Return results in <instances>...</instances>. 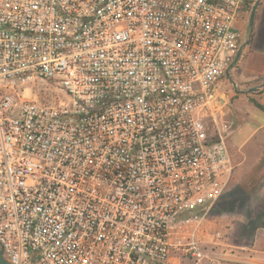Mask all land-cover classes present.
<instances>
[{"label": "built area", "instance_id": "built-area-1", "mask_svg": "<svg viewBox=\"0 0 264 264\" xmlns=\"http://www.w3.org/2000/svg\"><path fill=\"white\" fill-rule=\"evenodd\" d=\"M248 2L0 0L7 264L214 262L200 228L235 171L217 86Z\"/></svg>", "mask_w": 264, "mask_h": 264}, {"label": "crops", "instance_id": "crops-1", "mask_svg": "<svg viewBox=\"0 0 264 264\" xmlns=\"http://www.w3.org/2000/svg\"><path fill=\"white\" fill-rule=\"evenodd\" d=\"M263 9L264 0H249L238 13L233 29L242 35V41L232 67L218 85L222 86L218 93L227 102L224 119L228 130L226 146L233 163L236 158L240 160L237 168L260 169L263 171L260 175L264 178V112L253 104L256 102L264 108V45L256 32V25L264 23ZM258 119L260 122L257 129L244 132L248 137L238 145L237 133L242 125L248 121L255 123ZM257 135L259 136L253 143L247 144L250 138H256ZM246 173L247 171L241 176ZM226 244L225 250L217 249L212 254L217 264H264V229L256 233L250 249L235 239ZM251 252L255 255L250 259Z\"/></svg>", "mask_w": 264, "mask_h": 264}, {"label": "rangeland", "instance_id": "rangeland-1", "mask_svg": "<svg viewBox=\"0 0 264 264\" xmlns=\"http://www.w3.org/2000/svg\"><path fill=\"white\" fill-rule=\"evenodd\" d=\"M264 17V9L262 11ZM256 32L261 44L264 45V23L256 25ZM221 91L222 86H217ZM260 120L250 123L249 121L242 125L237 133V143L242 144L248 135L244 132L257 129ZM246 126V127H245ZM256 138L253 136L247 144L253 143ZM240 160L235 158V175L224 195L219 199L213 209L205 216L200 230L204 233V246L209 251L225 250L230 240L241 241L246 247H251L256 233L264 229V178L260 175L263 171L260 169L248 170L246 167L237 168ZM247 165V163L245 164ZM245 176H241L243 173ZM263 192V193H262ZM219 232L222 239L219 243H212V235ZM250 249V248H249ZM253 251V250H252ZM255 254L251 252V259ZM171 264H177L172 262ZM178 264H192L187 260H181ZM201 264H217L203 262Z\"/></svg>", "mask_w": 264, "mask_h": 264}, {"label": "trees", "instance_id": "trees-1", "mask_svg": "<svg viewBox=\"0 0 264 264\" xmlns=\"http://www.w3.org/2000/svg\"><path fill=\"white\" fill-rule=\"evenodd\" d=\"M254 106L256 108H258L259 110L263 111L264 112V108L262 106H260L259 104H257L256 102H253Z\"/></svg>", "mask_w": 264, "mask_h": 264}, {"label": "water", "instance_id": "water-1", "mask_svg": "<svg viewBox=\"0 0 264 264\" xmlns=\"http://www.w3.org/2000/svg\"><path fill=\"white\" fill-rule=\"evenodd\" d=\"M0 264H7L5 260L2 258V255L0 254Z\"/></svg>", "mask_w": 264, "mask_h": 264}]
</instances>
